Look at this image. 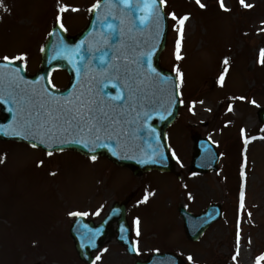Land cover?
Segmentation results:
<instances>
[{"label":"rangeland","instance_id":"374dc122","mask_svg":"<svg viewBox=\"0 0 264 264\" xmlns=\"http://www.w3.org/2000/svg\"><path fill=\"white\" fill-rule=\"evenodd\" d=\"M93 1L0 0V59L23 53L20 61L33 72L57 15L72 34L85 25ZM201 3L204 8L196 0H166L163 5L166 14L173 12L177 18L188 14L181 59H176L180 25L168 15L160 54L161 65L176 79L174 68L182 74V83L177 79V84L183 103L167 128L168 147L175 158L173 174L151 170L134 176L102 157L93 161L71 151L49 155L26 144L0 142L4 157L0 163V264H84L68 233L75 217L69 213L86 212V218L99 222L112 202L130 195L127 225L137 258L169 250L184 264H256L264 253V126L256 115L257 108L264 106V0H245L251 8H244L239 0H223L228 11L220 8L218 0ZM61 6H65L63 12ZM64 75L53 70L50 84L63 87ZM194 133L216 145L220 154L216 173L189 171ZM241 156L247 160L243 181ZM209 202L219 203L223 216L197 242H189L178 206L198 214ZM237 231L241 252L234 261ZM95 256L100 257L95 264H133L134 260L114 237L107 238Z\"/></svg>","mask_w":264,"mask_h":264},{"label":"water","instance_id":"95a60500","mask_svg":"<svg viewBox=\"0 0 264 264\" xmlns=\"http://www.w3.org/2000/svg\"><path fill=\"white\" fill-rule=\"evenodd\" d=\"M137 2L133 0L134 4ZM156 2L160 7L159 0ZM142 14L134 7L109 8L100 0L99 7L92 9L86 27L79 34L68 36L59 24L52 28L36 74L26 75L19 62L0 61V97H3L0 99V140L24 141L45 151L72 149L86 155H103L118 165L129 167L134 174L150 169L172 171L174 158L167 148L165 129L177 116L179 99L175 77L159 64L166 39V16L161 7L157 27L154 19L141 24L137 17ZM105 24L112 27L107 28ZM149 64L155 71L149 69ZM54 66L65 68L70 75L69 86L63 91L51 88L48 83V73ZM116 95L120 99L112 100ZM57 106L64 107L69 116H75L77 111L83 116V112L89 111L82 123L87 124L95 115L92 123L99 127L97 121L103 120L104 126L91 135L69 127ZM258 118L264 122V108L258 111ZM22 120H31L34 125L27 139L6 134L13 129L21 130ZM49 124L55 131L50 130ZM63 128L68 130L63 131ZM193 141L191 170L216 171L219 154L215 146L198 134L193 136ZM179 213L186 237L192 241L221 216L218 204L208 206L198 215L182 207ZM114 219L119 234L116 239L135 256L124 204H116L98 225L81 216L72 223L70 235L82 261L92 262L93 251L102 244L107 225ZM134 264L183 263L177 255L164 253L150 255L147 260H135Z\"/></svg>","mask_w":264,"mask_h":264},{"label":"snow or ice","instance_id":"6c2138e0","mask_svg":"<svg viewBox=\"0 0 264 264\" xmlns=\"http://www.w3.org/2000/svg\"><path fill=\"white\" fill-rule=\"evenodd\" d=\"M218 2H219V6H220V8L222 10L228 11V9L226 8L225 4L223 3V0H218ZM104 3L109 8L117 7V6H123V8H125V9H131V8L134 7L135 11L137 13H143L142 15H139L137 17L141 24H145V23L151 22L154 19L157 22V27H159V19L161 17V7L166 3V0H159L160 7L157 6L156 0H138V2L135 3V4L133 3V0H118V3L116 2V0H104ZM239 3L244 8L253 7L252 4L245 3V0H239ZM99 4H100V0H97V3H94L93 5H91V9H97L99 7ZM196 4L200 8H204L205 7V5L203 3H201V0H196ZM64 10H65V6H61L60 9H59V11H61V12H63ZM73 10L75 11L76 9H73ZM107 14L108 13H106V15ZM167 15L172 17L173 20H177L178 24L180 25V27L177 29L178 35H177V39H176V59L179 60V59H181V56H180L179 53H180V47H181L183 24L188 19V14H185L184 16H181L179 18H177L176 14L173 13V12H169ZM100 18H102V17H98V19H100ZM56 21H57V23L60 22V16L59 15H57ZM104 26L107 27V28H111L112 27V25H110V24H105ZM61 28H63L62 24H61ZM261 56L264 57V49H261ZM2 59L4 61H9V62L11 60H23L24 59V54L21 53L19 56H13L11 58L8 57V56H4ZM261 62H264V60H262ZM225 63H227V60H225ZM149 69L151 71H155L154 69H151V65L150 64H149ZM174 71L177 72V79L180 80V82L182 83V79H181L182 74L179 72L178 69L174 68ZM108 79L110 81L111 77H108ZM220 79L221 80L223 79V73L221 74ZM17 87H19V85H17ZM179 88H180V84L178 83L176 85V89H177L176 95L177 96L180 95ZM0 99H3V97H0ZM21 99L23 100L24 97H21ZM111 99L112 100H119L120 96L116 95V96L112 97ZM240 99H244V98L241 97ZM65 103H67V102H65ZM92 103H95V101H93ZM252 103H255V101H252ZM101 104H102V102H101ZM83 107H84V105L82 104L81 108H83ZM21 111H23V110H21ZM48 111H49L48 109H45V112H48ZM57 111L59 113H61L64 118H67V119H65V123L69 124V127H74L76 129H79L81 132H87L90 135L94 134L96 132H99L100 128L104 126V121L103 120L97 121V123L100 125L99 127H97V124H93L92 123V121L96 120V116L95 115H93L91 117V119L88 120L87 124L82 123L83 119L85 117L89 116V114H90L89 111L83 112V116H81V113L79 111L76 112L75 116H69L68 111L64 107H60V106H57ZM90 111H91V108H90ZM100 111L101 112L103 111L102 107H101ZM78 117H79V119H78ZM51 119H52V117H51V114H50L49 115V120H51ZM19 127H20L21 130L13 129V131L11 133H6V134H11V135H16V136H23L25 139H27L28 135H31V131H32L34 125H33V122L31 120H22V122L20 123ZM35 127H40V125H35ZM49 128H50V130L55 131V128H54L53 125L49 124ZM62 130L63 131H67L68 129L67 128H63ZM243 131L244 130L242 129L241 130L242 134H243ZM26 132H27V134H26ZM43 142L44 141L41 140V143H43ZM76 142L77 143H83V141H76ZM87 146L88 145L85 144V147H87ZM31 147L35 148L36 144H32ZM48 154L51 155V153H48ZM90 158L94 161L96 159V156L93 155ZM3 161H4V157L0 156V163H3ZM38 163H40V162H38ZM241 178H242V181H243V179H244L243 170L241 171ZM240 197H241V207H243V203H242L243 202V197H244L243 183L241 185ZM147 198H148V196L146 194L145 197L143 198V200L146 201ZM140 202H143V201H138V203H140ZM98 212H99V209L97 210V213H94V214H98ZM69 215L70 216H84V215H88V213H86V212H70ZM134 223L138 225L139 221L138 220H134ZM137 234H139L138 229H137ZM121 238L123 239V237H121ZM133 250H135V247H134ZM238 254H239V231H237V253L235 255H233V257H232V259L234 261L236 260V256ZM96 259L99 260L100 257L97 256ZM188 259L191 260L192 257L189 255ZM261 260H264V253H262L259 257H257L256 264H259V262ZM93 264H95V261L93 262Z\"/></svg>","mask_w":264,"mask_h":264},{"label":"bare ground","instance_id":"6f19581e","mask_svg":"<svg viewBox=\"0 0 264 264\" xmlns=\"http://www.w3.org/2000/svg\"><path fill=\"white\" fill-rule=\"evenodd\" d=\"M109 227H110V229H111V231H113V223L111 222V223H109ZM241 252V247H239V253Z\"/></svg>","mask_w":264,"mask_h":264}]
</instances>
